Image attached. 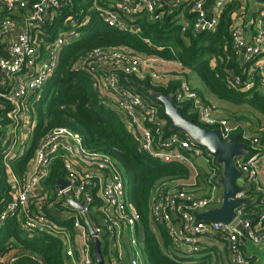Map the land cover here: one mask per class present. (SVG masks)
<instances>
[{
	"label": "built area",
	"instance_id": "1",
	"mask_svg": "<svg viewBox=\"0 0 264 264\" xmlns=\"http://www.w3.org/2000/svg\"><path fill=\"white\" fill-rule=\"evenodd\" d=\"M71 1L36 0L30 6L27 0H0V10L26 11L27 21L26 29L11 41L8 57L0 58L2 77L6 82L12 83L7 86V92H0V101L14 106L38 98L39 92L55 73L60 55L72 41L74 32L64 31L52 41H47L43 55L40 51L41 39L44 37L38 39L35 29L42 33L46 25L53 23L57 11ZM92 1L93 11L100 13L104 24L119 31L134 32L131 25L141 13H146L153 22L160 21L163 17L159 11L163 0ZM102 5L104 7L100 8ZM225 5L226 0H218V9L222 10ZM192 11L196 13V21L192 27L194 34L215 31L217 20H207L202 1H196ZM73 26L72 21L66 23V27ZM11 27L10 18L0 17V40L10 32ZM188 29L189 24L184 23L182 31L186 32ZM230 37L238 58H243L244 63L264 57L263 28H259L252 43L243 40L241 27L231 29ZM86 57L90 60L88 67L94 81L108 91L105 103L122 115V121L136 139L139 151L164 163L183 165L192 171L188 179L174 181L172 185H161L153 194L150 212L152 221L166 227L174 254L182 258H200L201 255L205 256L203 252L210 248L205 245V241L216 240L228 251L229 264H251L242 248L241 238L245 237L253 244L264 243V212H255L257 219L248 218L251 214L247 213L246 206L242 205L234 210L235 219L231 224L199 219L198 215L222 202V167L210 152L198 147L187 135H166L167 123L159 117V109L150 105L145 97L121 79L122 75L124 79L131 76L140 79L148 76L151 82L161 83L164 77L157 71L159 59L123 48H96L88 52ZM263 71L264 61L254 65L251 72L248 71L246 90L258 86L264 91ZM230 77L234 84L240 85L239 76L230 72ZM174 99L180 105L191 103L199 122L219 130L225 141H229L238 129H242L227 119H218L215 116V107L205 102L186 81L181 82ZM242 138L246 145V154L236 158V167L242 172V185L248 190V186H257L259 183V163L261 158H264V127L255 133L244 131ZM60 151L65 153L61 157L70 185L66 189L58 187L54 200L47 201L41 184L49 177ZM78 153L93 159L92 165L96 170L77 167L72 159ZM194 161L204 162L202 169L207 170L203 173ZM96 190L98 192L95 195ZM15 197L0 214V223L20 211L26 218L24 231L29 237L47 233L64 241L65 247L68 241L66 256L75 264H96L91 244L93 237L83 225V215L92 218L97 211L98 214L94 216H99L101 223H93L92 227L98 239L104 234L120 236L123 229L136 228L141 221L128 198L126 175L119 162L108 155L92 153L86 149L82 136L67 127L52 129L40 140L35 151L32 172L26 185ZM68 197L76 203H83L82 211L75 216L73 222L75 236L83 239L81 244L74 242L70 245L72 236L68 230L58 227L44 213L45 206L47 209H53L58 203L63 207L65 203L62 201ZM245 197L246 192L236 195V199ZM137 244L134 240L133 246L136 247ZM132 264L139 263L133 260Z\"/></svg>",
	"mask_w": 264,
	"mask_h": 264
},
{
	"label": "trees",
	"instance_id": "2",
	"mask_svg": "<svg viewBox=\"0 0 264 264\" xmlns=\"http://www.w3.org/2000/svg\"><path fill=\"white\" fill-rule=\"evenodd\" d=\"M92 2L72 0L57 11L53 23L44 27L51 33V40L62 30L72 31L74 36L62 51L55 73L39 92L40 98L31 99L36 126L28 150L21 158H14L11 166L20 177L24 176L40 140L52 129L67 127L82 136L86 149L112 157L124 169L128 181L127 193L141 219L137 229L141 227L144 232L145 254L150 264H223L219 255L217 261L211 254L201 259L180 258L170 250L171 240L165 226H159L160 236L151 230L150 203L155 190L161 185L188 179L189 169L176 163H164L139 151L136 139L128 132L118 112L106 105L107 96L101 92L106 89L94 81L86 55L96 48H123L147 57L156 56L178 62L184 69L196 74L209 93L234 105H248L264 120V92L258 86L245 89L248 71H244V63L238 58L230 37L232 8L224 11L218 28L212 32L193 33L192 27L196 21V13L192 11L194 1L183 13L190 22L186 32L182 31L179 18L182 7L173 13H165L157 22L150 21L146 13H141L133 23L138 26V31L124 32L104 24L100 13L91 10ZM9 13L6 12L5 17ZM69 21L74 22L73 27H66ZM230 72L240 77V85L234 84ZM121 79L145 97L150 105L159 108V117L168 122L166 135L177 133L170 129L171 121L165 116L163 106L149 92L162 93L174 99L180 81H173L167 87H156L151 80H141L136 76L124 79L122 75ZM199 95L203 98L201 93ZM174 102L178 105L175 99ZM181 107L187 120L206 129H215L199 122L191 103L182 104ZM0 123L3 127L6 125V121ZM263 127H258L253 133ZM243 132V129H238L234 136L244 142ZM4 151L0 142V213L5 211L13 198L3 163ZM65 174L64 161L59 156L43 183L48 193L47 201L53 200L50 193L57 188L59 179L65 178ZM247 195L251 198L245 205L247 213L251 214L248 218L257 219L255 212H264V197L254 185ZM62 210V205L58 203L53 209L44 207V213L50 220H56L57 225L66 226L72 231L73 220L58 219ZM91 244L93 247V242ZM64 247L60 239L47 233L37 238H27L24 231L19 229L17 219H8L0 231V264H65ZM102 253L105 258V251Z\"/></svg>",
	"mask_w": 264,
	"mask_h": 264
},
{
	"label": "crops",
	"instance_id": "3",
	"mask_svg": "<svg viewBox=\"0 0 264 264\" xmlns=\"http://www.w3.org/2000/svg\"><path fill=\"white\" fill-rule=\"evenodd\" d=\"M35 1L36 0H27L28 4L30 6ZM191 1L196 2L198 0H163V3L161 5L159 11L164 15L165 13H173L182 7L183 10L179 16L180 23H181V25H183L184 23L189 24L190 23L189 20L186 18V16L183 13L185 12L186 8H188V5L190 4ZM200 1H202V3H203L205 12L207 14V20L208 21H212L213 19L217 20L216 29L218 28V26L221 22L224 11L227 8H232L231 15H230V18H231L230 31H231V29L241 27L242 28V38L247 43H252L254 37L258 33L259 28L264 29V0H226V5L222 10L218 9V7H217L218 0H200ZM103 7H104L103 5L100 6V8H103ZM93 9L94 8L92 6L91 10H93ZM25 12H20L19 10H15V11L8 14V17L11 19L12 27H11L10 32L6 33L3 37V39L0 40V58H7L8 57V48H9L11 41L14 38H16V36L20 32H22L24 29H26L27 21H26ZM5 13H6L5 10H0V17L1 18L5 17ZM131 29H133V31H138L139 28H138V26L132 24ZM41 32L42 33H39V30L35 29V35L37 36L38 39H40L41 37H44L41 39L42 49L40 51L44 55L45 50H46V44L48 43L47 41H52V40L50 39L51 33L49 32V30L43 28ZM65 32H67V31H65ZM70 32H72V31H70ZM60 33H64V31L62 30L58 34H60ZM149 57L158 58L156 56H149ZM158 59H159V62H158V66H157V71L164 77V79L161 83L152 82L153 85L155 83V84H158V86H156V87H167L168 84L173 82V81H180V83L183 81H186L187 83H189L193 87V89H195L197 91L198 94L201 93V95L203 96L204 99L200 95L199 96L205 102L211 104L212 106H215V105L219 106L218 110H216V112H215V116L218 119H227L230 121V119H228V116L231 115L230 112L233 111L232 106H235V105L231 104L228 101H223V100L217 98L216 96L212 95L211 93H209L205 89L204 85L201 83L198 76L196 74L194 75V73L184 69L178 62L167 61V60H163L160 58H158ZM240 60H241V62L244 63L243 58H241ZM263 61H264V57L262 56V57H259L258 59H255L251 63L245 62L244 63V67H245L244 71L247 70V71L251 72L254 65L257 66V64L262 63ZM263 74H264V71L262 72V75ZM189 77L192 78L191 82H189V80H188ZM144 79L150 80V78L148 76L145 78H141V80H144ZM10 85H12V83L6 82L2 77V72L0 71V92H2V91L7 92V86H10ZM101 92L103 94H106V96L108 97V93L106 92V90L102 89ZM39 98H40V96H38V98H36V99H39ZM213 104H215V105H213ZM176 106L182 108L180 104H178ZM0 107H1L0 122L6 121V125L4 127L0 123V142L3 144L4 149H5L3 163L6 166L9 181H10V184L12 186V189H11V194L13 197L11 200V202H12L13 199L16 198L15 195L18 193V191H20L26 185V183L28 181V178L32 172L35 153L31 159V161L28 163V169H27L25 175L22 177H20L13 170V167L11 166L12 165L11 161L17 157L21 158L25 154V152L28 150V148L30 146L31 139H32V132L36 126V119H35V116L33 115V111H32L33 106H32L31 100L28 102H26V101L21 102L20 104H17L14 106L7 105L5 102L0 101ZM221 109H223V110H221ZM119 115H120L121 119H123L122 115L121 114H119ZM163 121L168 123L165 119H163ZM232 124H234V123H232ZM240 127L242 129H244V131H246L245 128H243L242 126H240ZM246 132L251 133L249 131H246ZM175 134H180V133L177 132ZM4 137H5V139L3 140ZM5 145H7V146H5ZM64 154H65L64 151H60L59 156H63ZM72 161H73V163H75V165L77 167H79L81 169H85V170L88 169V170H92V171L96 170V168L92 165L93 159L88 158V157H84L80 153H78L76 155V157L72 159ZM216 162H217V160H216ZM194 164L202 169L204 167L205 163L202 161H194ZM220 166L222 167L223 172H224L223 166L222 165H220ZM205 170H207V168L202 169V172L204 173ZM259 171H260L259 172V183L257 186L256 185H254V186L256 187L257 191L260 194H262L264 197V158H261V161L259 163ZM189 172H190V177H191L192 171L189 170ZM62 179H64L66 182L69 183V181L67 180L66 174H65V178H62ZM59 181H60V179H59ZM59 181H58L57 188L60 187ZM43 183L41 184L42 185V193H44V195H46L48 193H47V191L44 190ZM221 186H222V184H221ZM251 186L252 185H250V187ZM250 187L248 186V190L250 189ZM55 190L52 193H50V195H52L51 197L53 198V200L55 198ZM248 190H246V197H245V199H247V201H249L251 199L250 196L247 195ZM97 192H98L97 190L94 191L95 195L97 194ZM220 194L222 196V202L210 210L218 209L222 206V203H223V186H222V189L220 191ZM128 198H129V196H128ZM67 199L68 198H66L65 200L62 201V203L63 204L65 203V205H63V210L59 213L58 219L62 220V221H64V220H73L74 221L75 216H77L81 210H79L78 208H74L72 205H70V203L67 201ZM72 201L75 204H81V203H76L73 199H72ZM152 202H153V196L151 198V203H150V212H151ZM94 214L97 215L98 214L97 211ZM94 214H93L92 218L87 217L90 224L91 225L93 223L96 225L100 224L101 223L100 217L94 216ZM12 218L17 219L19 229L24 231V224L26 221L24 214H22L20 211H16L14 214H12L8 217V219H12ZM93 219H94V222H93ZM51 221H53V220H51ZM5 222L0 223L1 230H3ZM53 222L57 225L56 220ZM150 222H151V230L156 234V236H160L159 226H161V225H157V224L153 223L152 218H151V214H150ZM83 225L86 226L87 231L89 232V229H88V226L86 225L85 219L83 221ZM57 226L67 229L68 232L71 234L72 238H70V240H69L70 245L74 244V242H78V244L82 243L83 239L80 238V236L79 237L75 236L76 233H75L74 229L71 231L66 226H60V225H57ZM24 234L27 238H29L28 237L29 235L27 232L24 231ZM41 234H43V233H41ZM39 236H40V234L34 238H37ZM140 237L142 238V240H140ZM134 240H136L138 242L136 247L133 246ZM99 241L101 243V252L104 250L105 254H106L105 258H104L105 264H132L133 260H137L139 264H150L147 257H146V254H145V247H144L145 236H144V232H143L141 227H140V229H139V227L137 229V226H136V228H125L122 230L120 236H117V235H109L108 236L107 234H104L102 236V238L99 239ZM241 242L243 244L242 248L246 254V257L250 260L251 264H264V262L263 263L261 262L260 256H259V253L264 254V243L253 244L252 242H249L245 237L241 238ZM62 243L65 245L64 241H62ZM171 246H172V244H171ZM171 246H170V250L172 251ZM66 247H68V241H66ZM66 247H64V253H65V257H66L65 264H75L72 259H69L66 256V252H65ZM212 249L213 248H210L211 251H212ZM92 250H93V254H94L95 263L98 264L96 261V257H95V244H94V242H93ZM224 251H225L224 252L225 255L227 253L228 260H229V254H228V251L226 250V248ZM172 253L174 254L173 251H172ZM102 255H103V253H102ZM225 264H229L228 261H226Z\"/></svg>",
	"mask_w": 264,
	"mask_h": 264
},
{
	"label": "water",
	"instance_id": "4",
	"mask_svg": "<svg viewBox=\"0 0 264 264\" xmlns=\"http://www.w3.org/2000/svg\"><path fill=\"white\" fill-rule=\"evenodd\" d=\"M149 95L163 106L165 116L171 121L170 128L172 131L187 135L198 147L210 152L216 158L217 163L224 168L223 178L220 181L223 186L222 206L218 209L209 210L198 215V218L211 222L231 224L235 219L234 210L245 205L247 202L245 198L236 199L238 193L246 192V187L242 185L243 174L236 167V158L246 154L245 143L242 142L238 136H233L229 141H225L219 130L206 129L195 124L192 120H187L184 116L183 108L177 107L171 96H165L162 93L153 91H150ZM69 185L70 183L66 182L64 179H60L59 186L61 189H66ZM67 201L74 208H78L82 211L83 203L75 204L71 197H68ZM83 216L88 226L89 233L93 237L96 261L98 264H105L101 252V243L96 237L87 216Z\"/></svg>",
	"mask_w": 264,
	"mask_h": 264
},
{
	"label": "rangeland",
	"instance_id": "5",
	"mask_svg": "<svg viewBox=\"0 0 264 264\" xmlns=\"http://www.w3.org/2000/svg\"><path fill=\"white\" fill-rule=\"evenodd\" d=\"M188 80H189V82H191L192 78L189 77ZM154 86H158V84L154 83ZM213 105H215V104H213ZM235 106H232L233 111L230 112L231 115L228 116V119H230V121L232 123H234L236 125L239 124L240 126L245 128L246 131H249L251 133H253L254 130H256L258 127L264 126V120L261 117V115L254 112L248 105H235ZM214 107L216 110H218L219 106L215 105ZM221 110H223V109H221ZM173 183L174 182H172L170 185H172ZM140 240H142L141 237H140ZM205 245L207 247L209 246L210 248H213L212 251H210V252H207L210 248L205 250L203 252V253H205V256L207 254H211L212 257L214 258V260L217 261V257L219 255L223 261V264H225L226 261H228V256H227V253H226V255L224 254L225 247L222 243L217 242L216 240H208V241H205ZM259 256H260L261 262L263 263L264 262V254L259 253ZM202 257L203 256L201 255L200 258H196V259H201ZM180 258H182V257H180Z\"/></svg>",
	"mask_w": 264,
	"mask_h": 264
}]
</instances>
